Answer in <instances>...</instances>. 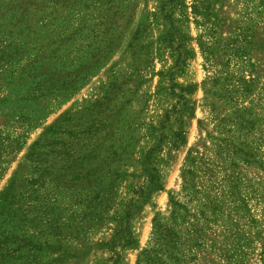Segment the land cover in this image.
<instances>
[{"label": "rangeland", "instance_id": "1", "mask_svg": "<svg viewBox=\"0 0 264 264\" xmlns=\"http://www.w3.org/2000/svg\"><path fill=\"white\" fill-rule=\"evenodd\" d=\"M29 2L44 11L25 14ZM256 4L0 0V264H136L204 134L199 39L228 46ZM260 181L250 164L232 182L256 219ZM231 219L212 226L215 249L198 264H237L225 256Z\"/></svg>", "mask_w": 264, "mask_h": 264}, {"label": "trees", "instance_id": "2", "mask_svg": "<svg viewBox=\"0 0 264 264\" xmlns=\"http://www.w3.org/2000/svg\"><path fill=\"white\" fill-rule=\"evenodd\" d=\"M28 5L32 9H24L25 14L44 11L42 4ZM56 10L54 6L53 13ZM240 18L228 46L217 36L211 39L212 28L204 35L212 41L199 39L209 72L203 84L207 116L200 123H204V134L187 154L179 191L170 195L166 211L153 217L150 237L136 264L200 263L215 249L209 234L221 218H232L235 230L225 256L246 264L259 243L258 264H264V182L259 183L263 193L258 196L255 191V203L262 206L257 219L240 210H246L247 194L232 184L242 181L244 166L255 164L264 172V113L260 112L264 109V46L259 43L264 7L252 5ZM150 185L151 189L156 186L152 178ZM5 198L4 193L0 210ZM120 240L133 243L126 236Z\"/></svg>", "mask_w": 264, "mask_h": 264}]
</instances>
